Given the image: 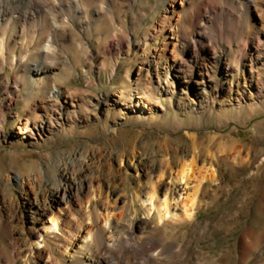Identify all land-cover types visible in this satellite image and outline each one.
<instances>
[{
  "label": "rangeland",
  "instance_id": "obj_1",
  "mask_svg": "<svg viewBox=\"0 0 264 264\" xmlns=\"http://www.w3.org/2000/svg\"><path fill=\"white\" fill-rule=\"evenodd\" d=\"M159 1L120 2L132 5L130 9L120 8L126 13L115 22L128 38L121 47L114 36L99 39L101 31L112 32L113 26L109 22L101 28L103 15L99 10L102 12L103 4L96 0L90 17L82 14V19L72 21L70 26L57 28L55 59L44 48L46 43L40 47L33 44L29 50L16 46L23 37L38 35L36 26L28 28L29 34L22 30L19 20L29 17V8L27 17L21 15L14 24L16 33L9 54L15 51V60L14 54L7 55L6 63L0 58V264H34L38 251H56L63 246L65 224L59 233L39 238V244L29 238L26 229L45 233L41 220L35 226L30 224V208L38 203L49 206L51 193L69 183H80L82 195L88 194L93 167L104 163L106 156L132 154L135 146L137 164L144 171L145 190H149L151 178L159 174L168 158L177 169L193 152L194 138L203 150L219 143L238 147L249 160L238 164L227 154L220 155V184L206 183L196 218L145 231L143 237L160 245L156 264H240L246 241L255 239L262 241L246 264H264V98H257L261 84H246L243 80L241 100L224 109L215 99H198L193 94L195 89L189 88L197 85V77L192 78L193 57L209 47L222 56L220 74L216 76L221 86L218 95L228 97L230 82L242 75L234 66L243 50L248 53L255 43L264 45V0L259 7L253 3L249 11L246 2L234 11L228 0H202L201 10L192 12L191 26L197 29L188 42L172 35L168 26L163 31L155 29L164 26V12L171 15L175 9L179 30L185 31L188 8L181 1L168 0L167 6L156 5ZM246 13L247 25L255 21L260 33H248L246 40L239 41L238 28L244 26ZM244 28L250 29V25ZM162 32L167 34L170 46L167 56L160 59L158 48L152 45L156 39L149 36L157 37L159 43ZM47 39L46 34L44 42ZM259 57L264 60L263 53ZM36 61L54 67L36 75ZM250 65L246 71L264 76V65L259 60L253 68ZM34 79L40 80L41 87ZM258 100L259 111L254 112L250 104ZM22 121H27L28 129L19 133ZM168 144L169 156L163 151ZM74 157L75 166L71 163ZM95 157L96 162L82 170L88 158ZM206 163L199 160L201 166ZM128 164L130 179L118 188L122 190L120 196L128 195L121 203L125 206L124 227L134 216L137 222L147 220L145 207L135 201L132 191L139 174L135 161ZM116 166L120 167L119 161ZM165 182L170 185L171 179ZM69 205L82 207L76 200L63 207ZM171 245L176 247L169 252ZM60 259L62 264L71 262ZM50 260L46 254L40 261L50 264Z\"/></svg>",
  "mask_w": 264,
  "mask_h": 264
},
{
  "label": "bare ground",
  "instance_id": "obj_2",
  "mask_svg": "<svg viewBox=\"0 0 264 264\" xmlns=\"http://www.w3.org/2000/svg\"><path fill=\"white\" fill-rule=\"evenodd\" d=\"M95 1L0 0V51L2 53L0 58L6 63L9 60L7 55L14 54L13 57L15 60L16 52L13 51L9 54L11 42L16 33L14 24L19 20L18 18L21 15H24V18L27 17L25 12L29 8L31 10L29 17L26 20L20 19L19 21L22 25V30L28 34V28L36 26L39 31L38 35L23 37L21 42H16V46L21 45L29 50L33 44L40 47L46 43L44 48L55 59L54 51L56 46L53 43L54 39H56L57 28L61 27L62 29V27L70 26L72 21L82 19V14L85 17H90L92 15V7L96 4ZM121 1L102 0V12L99 10V13L103 15L102 20H100L101 28L104 29V25L111 22L114 33L113 30L107 33H105V30L103 32L101 31L102 38L99 37V39L114 36L119 45L123 47L127 43L128 38L125 36V31L116 26L115 22H117L118 17H122L126 13V11L120 10V8L128 6V9H130L132 5H123V2L120 3ZM160 1L155 4L159 6L165 4L167 6L168 0H162L161 2L163 3ZM175 1H181L189 10L187 12L188 20L185 31L179 30L180 24L175 21L174 17V15H177L175 9L171 11V15H168L165 11L164 21L161 23L164 26H158L155 29L158 28L163 31L162 29L168 26L169 29H172L170 30L172 35L174 34L180 41L186 40L188 42L190 34L194 33L197 29V26H191V19L192 17L194 18L192 12L200 11L203 2L202 0ZM261 1L228 0L227 4L231 10L239 11L240 3L246 2V11H249L253 3H255L256 7H259ZM221 18H223V15H221ZM179 19L180 17L177 20L179 21ZM247 20L248 13L245 15L243 27H240V20L237 22V25L240 27V30L238 28V32L240 33L239 41L246 40L248 33L252 35H258L260 33L258 24L252 21L247 25ZM11 24L12 27H10ZM249 25L250 29L244 28L249 27ZM46 34L48 41L46 40L47 42H44ZM166 35L165 32H162L159 43L157 37L149 36L151 40L156 39L152 45L158 48L156 51L160 59L167 56L170 46V41L166 38ZM249 40L253 41L254 38L250 37ZM245 43L247 42L245 41ZM147 44L145 43V45ZM255 44L252 45L248 53L245 52V49L243 50L241 59L234 66L238 72L241 70L242 75L238 81L233 80L230 82L229 88H227L228 97L226 99H222L218 95L221 91V86L220 81L216 78L220 74L222 56L217 55L216 51H212L209 47H204V52L200 56L195 57L194 55V61L192 60V78L197 77V85L192 84V86H189V88L195 89L193 90V94L198 99L206 101L215 99L221 102L223 105L221 109H224L230 104L236 105V101L241 100L239 98L242 97L245 90L244 80L246 84L254 81L261 84L257 98L263 99L264 81H262V78L264 76H257V72L255 75L253 70H251V74L248 70L246 71V67L250 65L249 61H251V68H253L254 64H257L258 60L264 65V60L259 57L262 53L264 54V45L260 46L257 43ZM236 51V48H234L233 53H236ZM254 55H256L255 59L253 58ZM25 58H27V55ZM34 67V72H37L35 74L42 75L52 69L54 65H46L36 61ZM231 69L233 71V67ZM227 72L229 73V70ZM34 80L37 85H41L39 79ZM258 101L256 102L257 104H250L254 112L259 111L258 103L261 101ZM27 129V121H22L18 125L19 133H24ZM170 149V144L163 146V151L168 156L171 155ZM132 152V154H120V156L111 154L109 157L106 156L107 158L100 166H96L95 164L92 173L93 177L90 180L91 190L88 194L82 195V186L80 183H76L77 185L75 186L68 182L69 184H65V187H61L59 190L51 193L52 200L49 206L43 207L42 204L38 203L30 208V224L35 226L41 220L43 224L42 229L45 231V233L40 231L34 232L25 227L28 231L29 238L35 241L36 244L40 243L39 238H44L45 234L59 233L63 224H65L67 229L66 236L62 239L63 246L58 247L56 251H38L39 256L34 264H42L40 260L46 254L50 255V264H62L60 257H64L66 260L70 259L71 262L69 261V264H156L158 259L156 253L160 245L153 239L143 237L145 231L169 223L192 221L196 218L198 209L204 201L206 191L204 192L203 190L206 188V183L217 186L220 184L219 169L217 167L220 155L227 154L228 157L233 158L238 164L245 163L249 160L248 155H244L238 147L229 146L227 143H219L214 147L203 150L194 138V150L187 158L182 160L179 168L175 169L172 165L171 158H168L159 174L151 178L149 190H145V184L142 178L144 171L142 165L137 164L139 154L135 146ZM85 153V151L81 152V155L83 156ZM86 157L89 156L86 154ZM97 157H99V154H97ZM208 158L210 159L208 160ZM200 159L208 163L201 166L199 164ZM75 161L76 157L71 161L74 166L76 164ZM94 161L96 162V157L92 158V160L88 158V161L84 163L86 165L82 166V170H84L87 164H92ZM117 161H119L120 167L116 166ZM128 161L129 163H134L135 161L134 167H136V171L139 173L137 185L132 191L135 201H139L145 207L147 220L137 222L134 216L128 222L127 226L124 227L122 225L125 220V206H122L121 203L127 201L128 195L120 196L122 190H118V188L124 183L125 179H130L129 169L131 166H129ZM167 178L171 179L170 185L165 182ZM73 200L78 201L82 207L80 209H77L73 205H69L67 208L63 207L67 202L71 203ZM15 212L16 214L18 213L16 208ZM74 216H77L78 219H73ZM261 241L262 239H255L252 242L246 241V245H244L243 251H241L240 264H246L253 257ZM174 246L171 245L168 251L171 252L174 250L176 247Z\"/></svg>",
  "mask_w": 264,
  "mask_h": 264
}]
</instances>
